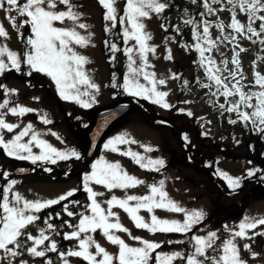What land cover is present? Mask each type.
I'll return each mask as SVG.
<instances>
[{
	"label": "snow or ice",
	"instance_id": "6c2138e0",
	"mask_svg": "<svg viewBox=\"0 0 264 264\" xmlns=\"http://www.w3.org/2000/svg\"><path fill=\"white\" fill-rule=\"evenodd\" d=\"M118 0H98L105 10L103 19L105 33L115 36L116 40H123L124 47L118 46L113 39H106L105 44L111 52L110 62L117 59L116 54L122 52L126 59V72L123 74L122 83H118L116 73L112 74V88H121L123 92L132 97L150 100L154 104L168 109L171 107L165 98L169 95L166 91L158 90V85H166L165 78H157L154 68L148 60V53L155 54L156 47L148 43L151 33L146 31L145 19H150L151 14L163 16L171 5L167 0H125L122 14H119L115 4ZM192 5H198L201 9L198 14H189L188 9L183 10L182 24L191 28V39L194 43H184L180 46L187 51L195 50L198 53V67L203 69L204 82L197 77L200 87L207 89L210 95L216 98L223 97V102L218 104L221 115L225 112L235 114V119L229 118L230 124H242L246 129L264 138V74L258 71V64L264 62V54L254 55L252 62L253 79L247 82L241 64V54L251 52L243 47L241 41H248L252 45H259L261 53H264V0H190ZM74 0H0V10L5 13V18L11 27L17 32L18 38L25 44V51L21 56L14 50H10L7 43L0 42V76L6 72L15 70L17 73L26 69L25 75L31 76L33 72L46 75L54 83L59 97L65 101H72L82 108H91L97 102L95 93L99 92V86L87 74L85 65L90 60L81 54L78 49L91 45V37L88 32L89 25L83 22V14L79 12ZM228 12L230 19L226 23L220 16ZM245 18L242 22L240 16ZM119 16V19H118ZM210 17H216L215 20ZM20 18L19 24L17 19ZM167 20V17H163ZM71 22L69 26L65 22ZM119 24L120 32L114 30ZM171 26L173 31L180 35V24L168 25L161 23L165 31ZM27 28V33L22 31ZM215 28L219 35L212 36ZM80 30L87 32L82 34ZM0 38L8 39L9 34L0 23ZM134 42V43H130ZM232 52L229 59L221 47ZM165 59L171 60V49L167 50ZM213 53H219L222 59L218 62ZM231 64V67L229 65ZM172 79H181L177 74H172ZM147 83H143L141 81ZM187 86L188 81L182 80ZM0 91L3 99L0 101V149L6 156L30 161L33 165L48 163L55 165L58 161L69 159H81V154L74 148L58 150L45 139L40 138L41 133L34 128L33 123H11L6 117H24L35 110L21 105L12 97L18 95L17 89H9L0 83ZM39 100L38 97H33ZM215 102V101H214ZM183 111V110H181ZM189 116L191 112L187 113ZM43 124L48 125L52 120L47 114H40ZM19 129V131H16ZM5 133L12 134L6 138ZM51 135L60 137L52 132ZM25 137H29L25 140ZM187 141V136L184 137ZM63 142V141H61ZM127 133H122L109 139L104 149L129 157L142 169L157 171L165 167L163 159H152L131 150H121L118 145L137 144ZM238 143V141H237ZM146 153L154 151L153 148L143 144ZM33 148L39 149L36 153ZM50 171V169H45ZM23 171V170H21ZM260 169H250L247 177H253ZM3 179L6 185L0 188V264H30L25 257L42 258L44 264H56L49 257V253H55L60 258L61 264H71V258H78L86 264H248L241 258L240 249L236 238L245 241L254 240L257 236H264V229L256 231L260 225H264V218L255 219L245 217L237 226L238 230H228L229 235L221 240L216 231H208L206 235H192L187 241L167 240L150 241L140 236H134L124 226L118 214L113 211L115 207L122 209L134 227L155 234H188L193 228L204 220L205 214L200 210H187L169 197L165 190V180L147 185L146 181L129 174L119 162H109L103 156L91 165L89 173L82 177L83 191L87 194L89 203L81 204L78 200H69L78 189L68 190L57 198L29 200L17 189V180L8 179L10 173L3 171ZM228 186L235 190L240 186L239 177L233 178L227 173H220ZM92 185L102 186L108 192L114 189L128 190L138 186H146L147 194H127L124 198L111 195L102 202L97 198L105 195L96 191ZM69 201L70 204L80 206L84 211L74 213L69 210L68 204L63 206V211L68 217H78L73 223L64 221L71 232H65L63 239L75 241V247L67 251H61L58 243L49 233L60 235V226L55 225L53 219H60L59 212L49 213L43 219V227L37 222L41 220L39 213L54 205ZM141 210L147 211L148 219L141 216ZM156 210L165 212L182 213L183 220L158 217ZM38 234L33 235L32 230ZM251 230V235L249 231ZM117 232L126 233L136 242L134 245L127 243ZM106 239L117 250L110 253L103 247L93 234ZM217 241H220L217 243ZM47 242V243H46ZM167 243L185 244L190 246V251L164 252L161 249ZM94 249V251H93ZM244 249L255 259L260 254L253 251L251 244L245 243ZM159 250V251H158Z\"/></svg>",
	"mask_w": 264,
	"mask_h": 264
},
{
	"label": "rangeland",
	"instance_id": "374dc122",
	"mask_svg": "<svg viewBox=\"0 0 264 264\" xmlns=\"http://www.w3.org/2000/svg\"><path fill=\"white\" fill-rule=\"evenodd\" d=\"M167 2L169 3L170 0H167ZM74 3L78 5L77 10L83 14V22L89 25L88 32L94 34L91 37V45L79 48L78 51L90 60V63L85 65V69L91 79L99 86V92L95 93L97 102L91 108H82L75 102L62 100L49 77L35 72L31 76L25 75L26 69L24 68H22L20 73H17L15 70L6 72L3 76H0V83L5 84L9 89H17L18 95L12 97V99L18 101L23 106L35 110L24 117L9 114L6 117L8 122L22 123V125L27 122L33 123L34 128L41 133L40 138L45 139L58 150H64L69 147L74 148L80 152L81 159L76 160L72 158L68 161H58L55 165L40 162L33 165L30 161L8 157L4 154L3 149H0V177L3 171L9 173L15 167L29 165V171L33 174L29 172L27 174H13L8 177V179L17 180L16 189L29 200L57 198L68 190L77 189L79 183L82 185L83 175L90 172L92 163L101 156L109 162H119L124 170L139 179L145 180L147 185L158 183L159 180L163 179L165 180V190L169 193V197L172 200L187 210L203 211L205 218L193 228L192 232L186 235H152L146 230L135 228L133 222L130 221L122 209L118 207L113 209L118 214L121 223L134 236H140L150 241L161 242L181 239L187 241L192 235H206L208 231H216L220 239L223 240L229 235L228 230L225 228L226 225L230 229L238 230L237 226L245 217L264 218V192L260 189H252V191L258 190L260 192H247L248 198L246 197L245 199L244 193L226 196L220 193L212 183V180H215L225 191H231L233 189L228 186L227 180L220 173H227L233 178L239 177L242 182L247 176L248 170L260 168L261 165L246 156L247 153L245 151L247 150V146L251 151L256 149L259 152L260 158L264 159V138L255 134L252 130L246 129L244 126L242 128L238 127L240 123L235 125L220 124L216 117V109L211 106L208 99L209 96L193 84L192 73L187 66L189 54L185 48L180 46L181 43L173 34L171 27H168L167 31L161 28V23L167 24V20L163 18L165 14L158 16L153 13L150 19L144 20V23L146 24V31L151 33L152 37L148 43L156 47L155 54L148 53V60L154 65V68L149 70L154 71L157 78H165L167 80L166 85H158L157 87L158 90L169 93L165 100L171 107L165 109L158 104L152 103L150 100L139 97L135 98L148 107L150 118L169 122L173 125V130L163 127L164 125L149 122L139 110L129 111L106 129L99 138L89 161L77 173L74 172L77 162L84 159L87 145L85 134L93 122L95 112L116 102L129 100V97H132L123 92L121 88L111 87L112 76L108 73L101 52V40L103 36L101 31L102 25L105 22L103 20L105 10L98 3V0H74ZM115 7L118 9L119 14H122L125 0H118ZM220 16L226 23L230 19L228 12H223ZM239 18L242 22L245 21L242 15ZM210 19L215 20L216 17H210ZM19 21L20 18L17 19V24H19ZM0 23L3 24L10 37L6 40L0 38V42L7 43L10 50H14L22 56L25 51V44L18 38L17 32L11 27L2 10H0ZM70 23L66 21L65 25L57 26H69ZM22 31L27 33L28 30L25 28ZM80 31L82 34L87 35V32H84V30ZM114 32H120L119 24ZM217 35H219L218 31L213 28L212 36L215 38ZM112 39L117 41L121 48L124 47L122 39L116 40L115 36H112ZM241 44L243 47L252 50L251 52L242 53L240 57L244 73L247 76V82L251 83L253 79L252 62L254 55L264 53H261L259 45H252L248 41H241ZM168 49H171L172 52L173 58L171 60L165 59ZM221 52H225L226 56L229 59L231 58L232 52L230 50L226 51L222 46ZM213 55L218 62L222 59L219 53H213ZM116 56L117 59L114 61L112 73L115 72L118 83H122L123 74L126 72L127 59L122 52L117 53ZM229 67H231V64ZM257 70L261 74H264V62L258 64ZM172 74L179 75L181 79H172ZM182 80H187L189 82L188 85L185 86ZM141 82L147 83L143 80ZM33 97H38L39 100H34ZM3 98V93L0 91V101ZM188 112H191L192 115L189 116ZM43 113H46L47 118L52 120L51 124H43L40 119V114ZM16 131H19V129ZM52 132H55L60 139L51 135ZM122 133H127L131 139L136 140L138 143L118 145L121 150L131 148V150L152 159H163L165 167L160 169L159 172L142 169L129 157L104 149L103 145L109 139ZM11 135L5 133L6 138H11ZM185 136L188 138L187 141L184 139ZM208 137H211V139ZM28 138L25 137L24 139L27 140ZM182 143L186 145L190 158L193 160V165L188 164L184 160V148L180 146ZM141 144L153 148L154 151L146 153L144 148L139 146ZM33 151L38 153L39 149L33 148ZM45 169H50V171H46ZM37 172L41 174H37ZM62 173H66V179L59 178ZM48 174L52 175L53 178L55 177L54 180L48 179ZM6 183L5 179L1 180L0 188L6 185ZM92 187L96 191L105 193L104 196L97 198L102 202V205L103 201L110 198L111 195L124 198L127 194H147L146 186H138L128 190L114 189L112 192H108L102 186L92 185ZM242 201L244 207H241ZM87 203H89L88 200ZM103 206L106 207V205ZM68 207L76 213L69 204ZM236 211L241 212L239 215H236ZM139 214L145 217V219H148L150 215L145 210H141ZM155 214L162 218L183 220L182 213L156 210ZM63 220L61 214L60 219H53L52 222L57 226H62L61 228L65 232H71L72 229L63 224ZM66 220L70 221L68 217H66ZM37 223L42 227L44 226L42 222ZM261 229H264V225H260L256 231ZM32 234L38 233L33 229ZM49 234L58 243L57 235L55 233ZM116 234L120 235L130 245L136 244L126 233L117 232ZM93 235L107 251L110 253L116 252V246L107 242L99 233ZM249 235H251V230L249 231ZM219 242L217 241V243ZM235 242L239 246L241 258L246 260L248 264H264V247H261L264 243V236H257L254 240L248 241L236 238ZM260 242L261 245H259ZM245 243L251 244L253 251L260 255L253 259L251 254L244 249ZM161 250L164 252L184 251L187 253L190 251V246L187 243L183 245H169L165 243ZM69 259L71 264H86V262L80 261L78 258L77 260L80 263H76L73 258ZM177 264H183V262H177Z\"/></svg>",
	"mask_w": 264,
	"mask_h": 264
},
{
	"label": "trees",
	"instance_id": "16d2710c",
	"mask_svg": "<svg viewBox=\"0 0 264 264\" xmlns=\"http://www.w3.org/2000/svg\"><path fill=\"white\" fill-rule=\"evenodd\" d=\"M169 4L171 6L168 9H166V11L164 13L165 17H167V24L168 25L180 24L181 28H182L181 34L177 35L173 31L172 27L169 26V27H171L173 34L177 37V40L181 44L194 43V41H192V39H191V28H190V26L189 27L183 26L181 17L183 15L184 9H188L189 14H191V15L198 14V12L201 9L199 8L198 5H192L190 3V0H170ZM106 23H108V22L105 21L104 24L102 25V31L101 32H102L103 36H102V40H101V52H102V56H103L104 62L106 64L108 73L110 76H112V74H113L112 72L114 70V62H110L109 58L112 54L105 44V40L110 39V38L112 39V36L110 37V36L106 35V33H105V24ZM118 46H119V44H118ZM187 53L189 54V61H188L187 66L191 70L192 80H193L194 86L198 87V89L205 92L204 94L209 96L208 99L210 100L211 106L214 109H216V117H217V120L220 122V124H227L228 125L230 117L234 118V119L236 118L235 114H229V113L225 112L223 115H221V110L219 109L218 104L223 102V97H220L219 100L216 101V98L212 97L207 89L200 87V84L197 83V80H196L197 77H200V79L204 82H207V81L205 80L203 69L198 67L197 63H194V61H198V59H199L198 53L195 50L187 51ZM144 115H145L146 119H148L149 122H152L151 118L147 114H144ZM78 166H81V167L84 166L82 160L77 162V164L75 165L74 168L76 169ZM72 175H73V173H72ZM54 178L52 175L48 174V179L54 180ZM77 189H78V191L75 193V195L73 197L69 198V200H78L80 202L81 201L84 202L83 204H87V194L85 193V195H84L83 187L80 183H79V186ZM66 202H69V201L61 202V204H58V206H61V205L65 204ZM80 208L82 211L84 210L82 207H80Z\"/></svg>",
	"mask_w": 264,
	"mask_h": 264
},
{
	"label": "flooded vegetation",
	"instance_id": "af4514ba",
	"mask_svg": "<svg viewBox=\"0 0 264 264\" xmlns=\"http://www.w3.org/2000/svg\"><path fill=\"white\" fill-rule=\"evenodd\" d=\"M132 110H137V108L136 107H131V109H130V111H132ZM169 123V122H168ZM223 125V124H222ZM224 125H227V124H224ZM228 125H230V123H228ZM242 124H240L238 127H240V128H242ZM163 127H166V128H168V129H171V130H173V125L172 124H167V125H164ZM237 127V128H238ZM209 139H211V137H208ZM184 143H182L180 146L182 147V148H184V146H182ZM96 147V146H95ZM186 150V152H187V154H188V158L190 159L189 161H188V158L186 157V152H185V150ZM183 149V155H184V160L188 163V164H190V165H193V160L190 158V155H189V152H188V150H187V147H186V145H185V148ZM245 153H247L246 154V156H248V157H250V159H252V160H254L256 163H258L259 165H261V167L260 168H257V169H260L261 171L260 172H257L256 173V175L255 176H253V177H245L243 180H242V182L240 183V186L237 188V189H235V190H231V191H225L224 189H223V187L219 184V183H217V181H215V180H212V183L216 186V188L219 190V192L220 193H222V194H224V195H226V196H232V195H237V194H239V193H244L245 194V199H246V197L248 196V193H254V192H260V191H258V190H256V191H252V189H254V188H258V189H260L262 192H264V159L263 158H260V156H259V152L256 150V149H253L252 151H251V149L247 146V150L245 151ZM83 164H85L84 162H83ZM26 167H28V171H29V169H30V167H29V165H27ZM82 167L81 166H78L76 169L74 168V172L75 173H77L80 169H81ZM30 172V171H29ZM28 172V173H29ZM27 174V173H26ZM30 174H33V173H31L30 172ZM37 174H41L40 172H37ZM81 184V183H80ZM229 192H232V194L231 195H228V193ZM248 192V193H247ZM246 193H247V195H246ZM253 195H256V194H253ZM248 198V197H247ZM64 202V201H63ZM84 202H82L81 201V204H83ZM65 204H69L72 208H73V210L77 213V212H81L82 210H81V208H80V206H77V205H73V204H70L69 202H66ZM65 204H63V205H61V206H52L51 208H49V209H45V210H43L41 213H39L40 214V217H41V220L40 221H38V222H42L43 223V218L45 217V216H47L49 213H52L53 215L55 214V213H57V212H59L60 214H62V217H63V221H67L66 220V217H68L65 213H64V211H63V206L65 205ZM243 206V201L241 202V207ZM244 207V206H243ZM69 208V210L71 209L70 207H68ZM84 211V210H83ZM241 212V211H240ZM240 212L237 214V215H239L240 214ZM69 219H70V222H75V221H77L78 220V217H75V218H73V217H68ZM39 224V223H38ZM63 224H64V222H63ZM62 226H60V235H57V237H58V247L60 248V250L62 251H67V250H69L70 248H72V247H75V244H76V242L75 241H67V240H64L63 239V234L65 233V231L61 228ZM33 235H37V234H33ZM47 243V242H46ZM259 245H261V242L259 243ZM261 247H264V243L262 244V246ZM49 255V257L50 258H52L55 262H56V264H61V262H60V258L58 257V255L57 254H55V253H49L48 254ZM71 258V257H70ZM25 259H28L29 260V262H30V264H44V261H43V259L42 258H32V257H25ZM74 260H75V262L76 263H80V262H78V260H77V258H73ZM80 261H82L81 259H79ZM81 264V263H80Z\"/></svg>",
	"mask_w": 264,
	"mask_h": 264
},
{
	"label": "water",
	"instance_id": "95a60500",
	"mask_svg": "<svg viewBox=\"0 0 264 264\" xmlns=\"http://www.w3.org/2000/svg\"><path fill=\"white\" fill-rule=\"evenodd\" d=\"M131 107H136L145 113L149 112V109L147 106H145L139 100H137L133 97L129 98V100H126V101L116 102L111 106H108L106 108L100 109V110L95 112L93 122L85 134L86 139H87V145H86V150H85V154H84V161L85 162H87L90 159V157L94 151L95 145H96L98 139L100 138V136L103 134V132L113 122H115L117 119H119L120 117L125 115L131 109ZM152 122H153V124H159V125H167L168 124L167 121H162V120H159L157 118L152 119ZM182 146H184V148H185L184 144ZM186 157L188 158L187 152H186ZM189 160L190 159L188 158V161ZM21 170H23V171H21ZM27 172H28V168L18 166V167H15L9 173H10V175H13V174H25ZM213 177H214V175H213ZM59 178L65 179L66 174L65 173L61 174ZM1 180H3V175L0 177V181ZM228 194L231 195L232 193H228ZM239 212L240 211H236L235 214L237 215Z\"/></svg>",
	"mask_w": 264,
	"mask_h": 264
}]
</instances>
